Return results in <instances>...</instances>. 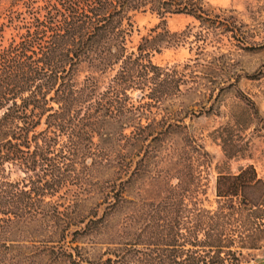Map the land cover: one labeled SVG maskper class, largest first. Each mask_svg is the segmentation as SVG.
Segmentation results:
<instances>
[{
    "label": "trees",
    "instance_id": "1",
    "mask_svg": "<svg viewBox=\"0 0 264 264\" xmlns=\"http://www.w3.org/2000/svg\"><path fill=\"white\" fill-rule=\"evenodd\" d=\"M40 1L36 7L25 1L28 19L9 13L7 23L18 18V32L6 42L0 25V264H223L230 242L205 231L207 220L225 214L222 205L190 207L178 186L158 201H136L126 192L148 170L161 135L180 126L145 135L152 124L142 123L157 119L151 107L182 82L172 74L176 68L151 60L177 41L166 15L185 14L226 32L236 23L211 15L202 0ZM135 11L160 20L128 53ZM81 64L91 72L77 83ZM108 70L114 74L101 88L96 74ZM135 90L137 104L129 94ZM239 92L258 118L253 100ZM100 169L106 178L95 176ZM14 170L22 177L12 179ZM256 186L264 183L248 165L219 175L215 193L239 198L238 209L257 208L244 197ZM186 213L193 224L183 229ZM83 238L87 247L77 243Z\"/></svg>",
    "mask_w": 264,
    "mask_h": 264
},
{
    "label": "rangeland",
    "instance_id": "2",
    "mask_svg": "<svg viewBox=\"0 0 264 264\" xmlns=\"http://www.w3.org/2000/svg\"><path fill=\"white\" fill-rule=\"evenodd\" d=\"M25 1L0 0V25L5 24L3 42L18 32L14 28L18 18L10 25L7 23L10 12L19 16V20L28 19ZM30 1L34 7L41 4L40 0ZM202 3L219 20H227L228 24L234 21L235 28L226 32L185 14L166 15V27L177 33L171 36V41H177L152 53L151 60L161 67L176 68L172 74L182 82L178 88L165 89L157 107H151L150 117L157 119H142V123L152 124L145 135L156 134L169 123L180 126L161 135L163 141L150 153L148 170L135 178L126 195L136 201H158L168 187L178 186L184 203L190 207L197 204L199 208L216 210L222 205L225 214L207 220L205 231L213 239L223 234L230 242L226 244L229 249L224 250L223 264H264V187L244 191V197L249 203H257V208L248 205L238 209L239 198H219L215 193L219 175L237 174L248 165L254 167L264 183V0H202ZM159 20L149 11L131 13L132 27L126 40L128 53L136 51L141 37ZM90 72L81 64L75 74L77 83ZM113 74L114 70L96 74L101 88ZM230 82H234L232 88L221 89ZM238 90L253 100L258 118L254 109L239 97ZM129 94L137 104L140 92ZM163 115L168 119H160ZM130 131L131 128L124 130L126 134ZM107 173L106 169H100L95 176L106 178ZM10 176L16 179L22 174L14 170ZM230 204L234 208H228ZM185 215L190 218L182 228H191L193 215ZM202 234L199 232L200 239ZM77 243L87 247L90 240L83 238Z\"/></svg>",
    "mask_w": 264,
    "mask_h": 264
},
{
    "label": "built area",
    "instance_id": "3",
    "mask_svg": "<svg viewBox=\"0 0 264 264\" xmlns=\"http://www.w3.org/2000/svg\"><path fill=\"white\" fill-rule=\"evenodd\" d=\"M253 264H262V263H253Z\"/></svg>",
    "mask_w": 264,
    "mask_h": 264
}]
</instances>
